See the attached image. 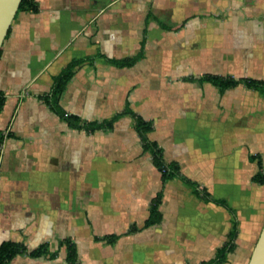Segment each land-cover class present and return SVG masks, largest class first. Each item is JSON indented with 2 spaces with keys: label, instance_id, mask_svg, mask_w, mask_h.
Masks as SVG:
<instances>
[{
  "label": "crops",
  "instance_id": "1",
  "mask_svg": "<svg viewBox=\"0 0 264 264\" xmlns=\"http://www.w3.org/2000/svg\"><path fill=\"white\" fill-rule=\"evenodd\" d=\"M33 1L0 47V243L26 247L6 264H204L229 242L212 264H247L264 223V0ZM74 59L57 102L70 124L45 96ZM128 112L197 187L162 185Z\"/></svg>",
  "mask_w": 264,
  "mask_h": 264
},
{
  "label": "trees",
  "instance_id": "2",
  "mask_svg": "<svg viewBox=\"0 0 264 264\" xmlns=\"http://www.w3.org/2000/svg\"><path fill=\"white\" fill-rule=\"evenodd\" d=\"M19 10L36 11L37 5L33 0H21L17 11ZM137 59H138V56L121 61L119 62V65L129 66L133 64ZM83 62H84V59H74L70 61L60 71V73L54 77L50 94L45 96V101L49 104V106L70 124H75V122L77 121L76 117L74 115H69L65 113L64 111H62L58 107L57 102L66 84L68 83V81L71 79V77L75 73L77 67L80 66ZM205 79L220 86L221 88H227L230 86H234L238 84L239 82H243L247 86L255 87V88L263 84L262 82L256 81L253 79H241V80L239 79L238 80V79L222 78L219 76H206ZM2 104H3V99L0 98V108L2 107ZM130 114H132V116L135 119V129L141 137L143 148L145 150H148L152 154L153 163L161 172L162 185H164V183L170 178L178 176L183 181L187 182L188 184L194 187H197V185L194 182L189 181L185 177L181 176L179 163L176 161L167 162L164 159L163 148L160 147L155 141H152L149 139L148 133L152 130L151 121L144 120L143 118H141L140 116L134 113H130ZM114 118H111L110 120L104 121L102 123H90L87 125V127L91 130H94V129L110 126ZM1 140H2V137L0 135V143H1ZM252 180L254 182L263 184L264 183V169H260L259 171H257V173L253 175ZM161 194H162V191L158 192L157 196L154 198V200L151 203L150 215L147 221L145 222L146 226L153 224V223H157L161 220V213L159 211V203H160ZM202 194L208 200H211L216 204L224 206L234 216V211L227 205V203L224 200L213 199L212 197H210L208 193L204 191H202ZM235 234H236V220L234 219L233 230L230 234L231 240L235 237ZM67 245L69 249V254H71L70 257L71 259H73L72 257H73L74 250L72 248V245L70 243H68ZM232 246L233 245L231 242L225 244L219 249L217 256L214 258L213 261H208V262H205L204 264H212V262L213 263L223 262L225 260L227 252L232 250ZM45 251H46V247L45 245H42L38 249L30 251L29 254L31 256H37ZM22 252H26V247L22 244L10 242V241L1 242L0 243V264H6L15 255L22 253Z\"/></svg>",
  "mask_w": 264,
  "mask_h": 264
},
{
  "label": "water",
  "instance_id": "3",
  "mask_svg": "<svg viewBox=\"0 0 264 264\" xmlns=\"http://www.w3.org/2000/svg\"><path fill=\"white\" fill-rule=\"evenodd\" d=\"M21 0H0V47ZM247 264H264V223Z\"/></svg>",
  "mask_w": 264,
  "mask_h": 264
}]
</instances>
